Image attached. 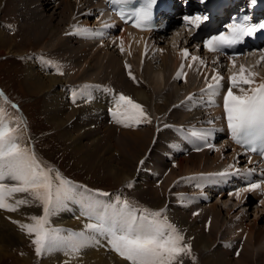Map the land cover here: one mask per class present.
Listing matches in <instances>:
<instances>
[{
    "label": "bare ground",
    "instance_id": "obj_1",
    "mask_svg": "<svg viewBox=\"0 0 264 264\" xmlns=\"http://www.w3.org/2000/svg\"><path fill=\"white\" fill-rule=\"evenodd\" d=\"M10 1L11 2L17 1L18 7L16 12L21 18L24 28L25 27L27 28L24 30L25 33L23 32L25 34L24 40L27 41L31 40L32 43H34V45L36 46V48L38 47L39 50H44L43 52H37L35 54L44 53L41 55H45L47 57L53 58L56 67L61 69L63 68V71L60 75H49L45 73V66L43 64L36 65L35 67V65L32 63L33 61L26 60L23 70L25 72L23 78L25 81V86L29 92L33 94L39 93V95H46V100L43 103L42 115L45 117L46 122H48L51 125L53 131L59 134V138L63 142H68L70 144L68 146L69 148L72 146L73 154L75 156V162L82 164L86 163L85 164L86 166H90L95 163L94 165L98 166L99 160H101L103 157L100 158L99 157L100 155L98 156L97 154H95L94 150L95 152H97V148L101 144L99 143V141H101V133L100 132L97 133L96 132L97 129L89 130L88 127L89 125L93 124L92 122L89 121L86 122L87 119H80L78 117H75V115H77V110L72 109L70 110L71 112H69V114L66 113L67 105L61 102L60 93L57 90L58 85L64 83L66 84L68 82L76 83L79 81L81 82L83 80L89 82H95V84H98V82L104 83L108 81L116 88L118 87L116 84L121 85L119 87L125 86L123 88L124 93L130 95L136 103L139 102L141 105L145 107H148V104H150V101L147 99L148 94H150L153 98H156L158 103L161 102V104L163 105L162 107L163 111L162 108H160L159 110L153 111L155 113L153 114L149 108L143 109L148 117V120L141 122L142 124L141 123L139 124H141V126L143 124H146L143 126L147 128L144 131L141 132L139 131V129H136L139 128V126L135 123H133V127L130 128L129 130H123V131L118 130V134L119 136H121L120 139L122 138L121 143L124 145L123 146L124 151L128 154L131 153L132 154L131 159L134 161L137 160L139 162L142 159V157H144L145 154L149 153L150 150H152L151 145L152 144L154 145L157 140H158V144H162V146L165 145L167 146L168 149L169 145H171V140L169 136L167 137V139L164 138V135L167 134L168 129L174 124V121L175 122L179 121V125H183L184 123H187L189 120L191 121V115H189L187 111L186 116L182 114H178V117L175 116H174L175 118L169 117L168 119L169 121H167L169 122V124L165 125L164 127L162 126V131H164L165 134L156 132V128L158 126L157 120H159L158 116L161 113L165 114L166 111L168 110V107H171L172 103L178 101L176 95L179 92V90H182L180 88H176V86H174L176 84L169 83V78L175 67V61L174 59H171L173 56L170 57L169 59V53L167 51L165 56L164 55L161 56L162 59L160 61H162V66L160 65V69H159L160 73L156 75L155 72L154 77L151 74L153 79L150 78V73L153 69V67L151 68L150 63L145 64L140 71H138L137 69L136 73L130 72V74H132V79L134 77L133 81H135L137 86L140 87V88L133 87L134 89H131L130 85L128 86L127 84L129 82H127V80L124 78L123 69L120 64V60L117 56L114 55L110 56L108 57L106 62L104 60L102 61L103 63L101 62L98 63L97 59L99 58L98 56L99 52H97L96 50H94V52H90L92 48L89 46L87 47V44L74 43L71 40L64 38V36H62L64 27L66 26V23L73 14L74 11L73 3H71L70 1H64L63 6L61 7V4H57L54 6L53 3H50L46 0L45 2H41V3L39 2V0H10ZM5 2L7 1L0 0V9H3V4H5ZM50 10L52 11L51 14L43 15V13H47ZM13 35H7L9 36L7 37L4 34V32L1 31L0 28V46L3 47L4 49L3 53L4 51H6L5 49H7L8 47H9L8 49L10 51H13L14 54L21 52L17 50V45L11 44ZM52 38L54 39V41H51ZM45 42H48V44H46ZM38 44L40 45L38 46ZM43 44H46V46ZM20 47L23 51L21 52V54L27 55L26 53H28V51L27 52L24 51L23 50L24 47H22V45H20ZM47 52L49 53L47 54ZM104 57H102L101 59L103 60ZM36 58L38 59L40 57L36 55ZM71 64L75 67L72 72H70L71 70L67 69L68 66ZM186 80L189 81V83L192 82V78L190 77H188ZM160 83L163 84L164 88L161 89L162 85ZM251 87L252 86H250V88ZM1 96L3 97L4 100H9L7 96L4 97L5 94ZM144 100L147 101L144 103ZM81 107H84V105H81ZM20 115H21V123L23 129L20 128L21 125L19 126V123L18 125H15L13 122H10L9 126L13 128H18V133H17L19 136L18 142L21 144V146L29 148L31 152L35 154L36 152L34 148V143H32L33 141L29 137L30 134L26 123V119L22 114ZM150 115L154 116V120L152 119L153 117H151ZM170 119H172L173 121L170 122ZM76 120H78V122H75L74 125L75 126L77 125L82 130L81 132L82 135H80L77 138H75L74 134L68 135L64 130V128H66L67 125L69 124L71 125ZM123 124L124 123L122 122H118L117 127L122 128ZM108 127L114 129L113 125H108ZM81 139L85 141L88 140L90 144L89 147H91V149L90 148L84 149V143L81 141ZM35 156L40 164L44 162L43 158H39L37 154H35ZM84 156H86V158ZM209 156L210 155H207L205 152H201L199 154L190 155L187 158H183V157L177 158L176 167L170 169V171L168 172V176L163 178L162 173L160 171L157 173L160 174L161 179L163 178L164 180L161 182L160 187L154 188L150 179H149L150 182L145 181V184L148 183L146 186L151 194L149 195V198H147V200H144L143 198L140 199L142 201H148V202L150 201V203L148 204L145 203V204L148 207H150L152 210H154L153 207H156L157 209L165 208L166 212L173 210L174 208L169 206L168 202L165 201V197H166L165 195L168 192H169L168 197L171 195L175 196L174 193L178 191H182V193L183 192L185 193V189H184L185 187L183 188V183L185 184V182L181 177L191 173L198 172L199 170L203 171L202 169L205 168L208 164ZM155 157H157V155ZM162 157L165 156L162 155ZM96 159L98 160L97 163L95 162ZM215 160L216 158L214 157L213 163L215 162ZM102 161H104V158L102 159ZM163 165H164L163 160H161L160 166ZM108 167H106L107 171L110 172V168ZM117 167L118 168L116 169L113 168L117 170V174L115 175V178L116 177L118 178L120 175L122 176L121 172L123 169L121 170L120 166ZM53 169L55 170V173L58 172V170H56L54 167ZM55 173L52 172L53 177L55 176ZM128 175H129L128 173H126V175L123 174L124 176L123 178L127 180ZM60 176L62 177V175ZM125 179H123V181H125ZM13 183L14 182L10 180L8 184L11 186ZM56 183L58 184L59 182L56 181ZM139 183L140 180L138 182L139 191L141 190V192H145V194L148 195L149 192L143 187H140L141 184ZM68 187L70 189H75L86 195H89V197L86 196L85 199H90V202L92 204H96L97 202L100 201L101 209L105 210L106 212L107 206L105 204V201L107 199L105 198L109 197L110 196L109 194H108L109 196L102 194L97 195L93 191L90 190L87 191L81 187L74 188L72 185H69ZM138 194L140 195V193ZM146 195L141 194V196H146ZM18 199H27L29 203L19 205L16 211H8L7 209L0 208V261L3 260V257L6 258L8 254H11L12 256L14 254H17L21 250L22 246L25 247L28 244L31 245L33 244L32 241L35 238L34 234L31 235L28 234L26 229H23L21 225L32 224L33 221L30 219V217L43 215L42 204L39 201H33L32 197L28 193L13 194V196L9 197L6 202L15 205V202ZM122 200L126 201L124 199ZM60 203L56 207H60ZM178 203H180V201L176 202V204ZM181 206H185V205H181ZM218 206L220 205H217L215 207ZM213 207L201 209L200 212L201 214L200 216H202L201 229L199 228V225L195 224L196 223L195 218L191 219L190 217H188L189 214L187 209H190V207H184V208L180 207L182 211H176L177 209L176 208L174 209L173 213H171V215L168 214L167 212V214H165L166 216L165 218L173 226L180 227V232L185 234L188 237V239L190 238L189 240L190 246H193L197 253L203 254L207 258L205 260V264H264V228L259 226L257 230L258 232H255L256 231L254 229L256 226L255 222H253L254 223L253 225H243L244 216L243 214H241L240 218H238V222L235 223V221L233 220L230 226H228L227 228L225 226L224 229L225 234L221 233L219 231L221 230L220 227L223 226V223L218 213L214 211L215 209ZM221 207L225 208V205H221ZM221 209L222 208H220V210ZM54 210H58V209L55 208ZM136 214H138L137 211ZM260 220H262V218L256 217L257 223H259ZM66 221H67L66 216L63 217L61 214H57V215L51 214L48 216V223L46 227L48 228L51 222L57 224L58 226H63L66 223ZM175 221H178L177 225H175ZM206 225H207V229L205 228ZM240 227H243L242 232H240V234L239 233L236 234L235 232ZM230 234L233 235L231 237H234L233 241H235L238 238L240 244L238 249L235 246V250H237V254H238L237 258L233 257L234 251L231 250L228 251L229 257L231 258L227 259L225 256H223L224 254L223 252H225L226 250L221 249L220 243H217L216 246L214 247L215 244L214 242H212V240L214 238L215 239L218 238L221 240L228 239L227 237L230 236ZM86 235H87L86 231H79V232L70 233L69 235L63 237L61 240L69 241L70 243L82 242L83 249L85 252L83 258V264H109V262H112L111 264H126L122 260H117L110 255L100 256L98 255V252L92 251L84 244V239L86 238ZM242 237L243 240H241ZM186 245L189 244L186 243ZM78 246L79 245H77L76 247ZM48 255L49 254L43 252L40 255L37 264H60L58 263L57 260H55L53 256H48ZM33 257H34L33 255H21V257L17 256L16 258L19 261H21L22 264H32L33 260H35ZM233 258L237 260H233ZM177 259L178 261H175L174 264H179V261H182V258L180 256ZM193 262L194 264H203L202 261H200L199 259ZM79 263L80 260L76 259V260L67 261L64 264H79Z\"/></svg>",
    "mask_w": 264,
    "mask_h": 264
},
{
    "label": "snow or ice",
    "instance_id": "obj_2",
    "mask_svg": "<svg viewBox=\"0 0 264 264\" xmlns=\"http://www.w3.org/2000/svg\"><path fill=\"white\" fill-rule=\"evenodd\" d=\"M147 18L145 12L138 17L134 26L138 27L141 20ZM203 19L206 20L207 17ZM185 21L196 28L203 22L199 16L185 17ZM258 28H264V24L257 26L246 22L234 23L229 25L227 35L223 32L213 35L203 41V46L209 52L222 54L224 49L231 48L241 43L244 38L252 36ZM121 50L123 51V48ZM182 55L188 57L187 49L183 50ZM191 59L196 61L199 57L193 56ZM180 75L178 72L177 78H180ZM254 75L241 65L239 72L229 78L231 86L224 96V111L228 128L236 142L251 145L259 141L262 145L261 151L264 152V83L251 87L249 91L240 87L239 95L232 91L239 85L251 86L254 83ZM221 79L219 74H214L212 76L214 83L208 84L207 88H218ZM112 115L117 118V122L124 123L125 127L148 120L142 106L123 94L119 95ZM9 123L5 110L0 108V208L16 211L19 205L29 203L27 199H18L15 205L7 203V199L16 193H28L33 201L42 204L44 214L30 217L32 224L21 225L28 234H34L32 243L35 245L37 255H41L56 238L55 230L46 227L48 216L63 199L67 198L70 182L64 180L58 172L53 177L51 168L42 166L29 148L21 146L18 142V128L10 127ZM251 150L256 151L255 148ZM8 180L14 183L10 186L6 183ZM259 187V184L252 183L243 190L251 191ZM236 195L239 197V192ZM161 215V212H145L137 216L136 210L130 209L127 201H124L112 217L107 219L98 217V223H90L86 227L106 233L111 248L130 264H174L181 254H190V245L182 243L183 236L173 225L162 220Z\"/></svg>",
    "mask_w": 264,
    "mask_h": 264
},
{
    "label": "rangeland",
    "instance_id": "obj_3",
    "mask_svg": "<svg viewBox=\"0 0 264 264\" xmlns=\"http://www.w3.org/2000/svg\"><path fill=\"white\" fill-rule=\"evenodd\" d=\"M6 1L7 2H5V4H3V9H0L1 13H2V14L0 13V16H1L0 19L2 20V18L7 17L8 19L13 18V19H15V21L19 22V24H18L19 27H18L17 31L13 32L14 35L10 34V35H13V38L11 40L12 41L11 44L17 45V50L23 52L21 47H20V45H22V47H24L23 50L26 52L28 51V53H26V54H29L30 52L32 53V50L33 51L39 50L38 47L36 48L34 43H32L31 40L30 41L24 40V37H25L24 30L27 28L26 27L24 28V25L22 24L21 18L19 17L18 13L16 12L17 7H18L17 1H12V2L10 0H6ZM64 1H69V0H59L58 4H61V7H62ZM39 2L40 3L45 2V0H39ZM71 3H73V2H71ZM51 12L52 11L50 10L47 13H43V15H49V14H51ZM4 34L7 36V33H4ZM56 36H59V35H56ZM7 37H9V36H7ZM55 40H56V38H55ZM13 41H14V43H13ZM51 41H54V39L52 38ZM45 43L48 44V42H45ZM46 44H43V45L46 46ZM39 45L40 44H38V46ZM8 48L5 49L6 51H4V53H3L4 49H3V47L0 46V88H2L5 92H7L9 94L10 99H12L13 101L14 100L18 101V99H20L21 103H23V107H24L25 111H27V113L29 115L30 122H31V127L29 126L31 128L29 131V134L31 133V135H33V139L30 137V135H29V137L32 141H34L35 149L41 155H44L45 157L51 159V161L53 159L59 165V167L62 168V170L65 174H67L71 177L74 176L75 179L86 182L88 185H91L93 187H98V188L100 187V189H102L104 191L117 189V188H119L118 186H120L121 184L127 183V182L132 183L130 195L132 197H134L141 204L140 209L144 213L145 212H148V213L152 212L153 210L146 205V204L150 203V201L148 202V201H142L141 200L142 198L144 200H147V198H149V195L151 194L149 189L146 186L148 183L145 184V181H148L151 177L154 176V174H156L154 176V177H156V180L151 181V183L154 185V183L156 181H158V183H155V184L157 185V187H160L161 182L164 181L163 178L168 176V173H167V175L166 176L163 175V178L161 179L160 174H157L159 171L163 174V172L166 168V165L160 166L162 159L160 158V155L158 154V150H156V151L154 149L150 150V152L145 154L144 157H142V159L139 161L141 163L140 164L137 160L134 161L131 159L132 158L131 153L128 154L124 151V147H123L124 145L121 143L122 138L120 139L121 136H119L118 131L116 132L115 129L109 128L108 125L104 124V125L99 126V128H97L96 132L101 133V141H99V143H101V144L97 148V152H95V150H94V153L97 154L98 156L100 155L99 156L100 158L103 157L104 161H102L103 158L101 160H99L98 166L94 165L95 163L90 165V166H86L85 165L86 163L82 164V163L75 162V156L73 154L72 146L69 148L68 146L70 144L68 142H63L59 138V134L57 132H56L57 133L56 134L53 131L51 125L48 122H46L45 117L42 115L43 103L46 100V95H39V93L33 94V93L29 92L25 86V81L23 78L25 72L23 70H24V66H25L26 61L23 65V67L21 68V65L19 63L14 62L12 59L6 58L9 56L14 57L16 55H25V54H21V52L14 54V52L10 51ZM165 51L168 52L167 49H165ZM97 52H99V51H97ZM99 54H100V52L98 53V56H99ZM113 55L114 54H112L111 52H105L103 54V56H101V57L99 56L97 61H98V63H100V62L103 63L102 61H104V60L106 62L108 57L113 56ZM114 56H116V55H114ZM102 57H104L106 59L103 58V60H102L101 59ZM170 57H172V55L169 54V59H170ZM161 59H162V57L159 58V60L157 61L158 63L155 64L154 66L151 65V68L153 67V69L150 73L151 79H153L152 76L154 77L155 72H156V75L160 73V70H159L160 65L162 66V61H160ZM171 59H173V57ZM19 61L21 62V59ZM262 67H264V64L262 65ZM262 69L260 70V73L264 74V70H262ZM151 74H152V76H151ZM187 83H189V81H187ZM113 84H116V83H113ZM127 84H128V86L130 85L131 89L140 88L137 85H136V87L133 88L130 83H127ZM127 84H125V85H127ZM160 84L162 85L161 89L164 88L163 84L162 83H160ZM189 84H187V85H189ZM116 85L118 86L117 89H119L121 92H124L123 91V88L125 87L124 85H122L124 87H119V86H121L119 84H116ZM174 86H176V88H180V89L184 88V87L177 85V84ZM15 95H16V97H13ZM4 97H6V95ZM152 98L153 97L150 94H148L147 99L150 101V104H148V107L141 105L139 102H138V104H140L143 109L149 108L152 111V113L155 114L153 111L159 110L160 108L163 107V105L161 104V102L158 103L156 98H153V99ZM146 101L147 100H144V103ZM173 104L174 103H172L171 105H173ZM1 106H2V104H1ZM189 109L194 110L193 108H191V106H189ZM162 111H163V108H162ZM187 111H188V109L185 112H181V113H179L177 111H169L170 113H168V114L161 113L158 116L159 120H157V123H158V125L162 124V126H163V123H164V126L168 125L169 122H167V121H169L168 120L169 117L175 118V117H178V114H182V115L186 116ZM69 112H71V111L67 109L66 113L69 114ZM187 113L189 115H191L189 111ZM150 116L153 117L152 119L154 120V116L153 115H150ZM10 119L12 120V117H10ZM152 121H151V124H152ZM171 121H173V120L170 119V122ZM75 122H78V120L74 121L71 125L70 124L67 125V127L64 128V130L66 131V133L68 135L74 134L75 138H77L80 135H82L81 134L82 130L77 125L76 126L74 125ZM82 122H84V121H82ZM189 122H191V121L189 120ZM13 123L15 125H18V122H13ZM26 123L28 126L27 121H26ZM174 123L179 124V121H176V122L174 121ZM141 124H137L139 126V128H136V129H139V131L142 132L147 128L143 127L146 124H143L142 126H141ZM184 124H186V123H184ZM109 125H111V124H109ZM19 126L21 129H23L21 121H19ZM29 127H28V129H29ZM167 137L168 136L164 135V138L167 139ZM81 141L84 143V149H87V148L91 149V147H89L90 144H89L88 140L85 141V140L81 139ZM162 143H163V140H162ZM155 144H158V140L156 141ZM154 145L152 144V146H154ZM158 145H159V147L161 146L160 148L163 149V154H166V155L170 154V152L168 150L171 148V145H169L168 149H167V146H165V145L164 146H162V144H158ZM48 146H50V149L47 150ZM152 146H151V148H152ZM156 146L157 145H155V147ZM156 155H157V157H155ZM162 155H161V157H162ZM84 157L86 158V156H84ZM214 157L215 156L210 155L207 166L202 169L203 171L199 170L198 172H209V170L211 169L210 167H212V164H214L213 163ZM180 158H182V157H180ZM96 160H95V162L97 163L98 160L97 161ZM155 160H157V161H155ZM147 162H149V163H147ZM100 164H101V166H100ZM149 165H150V167H149ZM117 166H120L121 170L122 169L123 170L121 172L122 176L120 175L118 178L117 177L115 178V175L117 174V170H115V169L118 168ZM106 167L110 168V172L107 171ZM113 168H115V169H113ZM158 169H159V171H158ZM170 169L171 168H169V171H170ZM148 172H149V175H148ZM126 173L129 174L127 176L128 177L127 180L125 178H123L124 177L123 174L126 175ZM123 179H125V181H123ZM139 180H140L139 184H141L140 187H143L144 189H146L149 192L148 195H146L145 192H141V190L139 191V188H138ZM157 187H155V188H157ZM137 191H139V192H137ZM178 192H182V191H178ZM178 192H176V193L173 192L175 196L171 195V196H169V198H172V199L177 198L175 200L180 199V203H178V204L185 205V206H181V208L190 207V209H191L192 205L190 202H188V201L186 202L189 205L186 203L183 204V201L186 200L187 194L183 192L184 196H181V195H178ZM138 193H140V195ZM141 194L146 195V196H141ZM112 197H113V195H110L109 197L105 198V199H107L105 201L106 206L108 205L110 200H112ZM122 199L127 201L126 197H123L121 194L118 195V200L121 202H124ZM221 202L222 201H220V200H215L213 202H210L207 205V207H200L201 209H203V208H212L214 205L215 206L220 205L218 207H215V206L213 207L215 209L214 211H216L218 213V215L220 216V219L222 220V223H223V226L220 227L222 231L220 230L219 232L224 233L225 226L227 228L228 226L231 225L233 220H235L234 217L230 216L231 211L233 213H236V214L238 213L239 215H241V213H239V212L246 210V212H245L246 214L245 215L243 214V216H245L243 225H253L254 224L253 222H255L256 223V226L254 228L256 230L255 232H258L257 230H258L259 226L264 228V219H263L264 207L263 208L262 207H260V208L253 207L251 209L248 206H244V205L240 206L239 204H236V203L232 204V203H227V202L226 203H223V202L221 203ZM168 205L171 206L169 203H168ZM221 205H225V208L221 207ZM172 208H174V207H172ZM220 208H222V209L220 210ZM228 208H230L231 211ZM174 209H176V208H174ZM187 210H189V209H187ZM176 211H182V210L180 208H177ZM165 212H166V210H165ZM165 212L163 214H167V212L169 213V211H167L166 213ZM100 213H101L100 216H102L105 213V210L101 209ZM140 213H142V212H140ZM188 214H190V211H188ZM200 215L201 214L199 213V215L197 217H194V218L196 220L195 224L199 225V228L201 229V226H202L201 218H202V216H200ZM256 217H260V218H262V220H260V222L257 223ZM194 218H191V219H194ZM239 218H240V216H239ZM224 222H226V223H224ZM239 229L241 230L240 232H242L243 227H240ZM235 233L237 234V231ZM231 236H233V235L230 234V236L227 237L228 239H224V240L214 238L212 240V242H214V244H215V245L213 244L214 247L216 246L217 243H220L221 241L229 240L230 242H233L234 237H231ZM28 245H31V244H28ZM28 245H26L25 247L22 246L21 250L17 253L18 255L14 254L12 256L11 254H8L6 256V258L3 257V260L0 261V264H22L21 261H19L16 257L17 256L21 257V255H33L32 254V246L29 249ZM190 248H191L190 254H185L184 257L180 256L182 258V261H179V264H186L187 258H189L190 261H192V264H194L193 261H195L197 259H199L200 261H202L203 264H205V260L207 258L203 254L197 253L193 246H190ZM192 251H193V253H192ZM223 253H224L223 256H225L227 259L231 258V257H229L228 251H225ZM233 260H237V259L233 258ZM35 261L37 264V262H38L37 260H33L32 264H35L34 263ZM176 261H178V259Z\"/></svg>",
    "mask_w": 264,
    "mask_h": 264
}]
</instances>
